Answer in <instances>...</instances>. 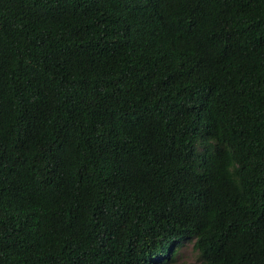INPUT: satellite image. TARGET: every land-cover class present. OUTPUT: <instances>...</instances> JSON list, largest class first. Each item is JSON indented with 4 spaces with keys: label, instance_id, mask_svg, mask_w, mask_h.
I'll list each match as a JSON object with an SVG mask.
<instances>
[{
    "label": "trees",
    "instance_id": "16d2710c",
    "mask_svg": "<svg viewBox=\"0 0 264 264\" xmlns=\"http://www.w3.org/2000/svg\"><path fill=\"white\" fill-rule=\"evenodd\" d=\"M189 240L264 264V0H0V264Z\"/></svg>",
    "mask_w": 264,
    "mask_h": 264
},
{
    "label": "rangeland",
    "instance_id": "374dc122",
    "mask_svg": "<svg viewBox=\"0 0 264 264\" xmlns=\"http://www.w3.org/2000/svg\"><path fill=\"white\" fill-rule=\"evenodd\" d=\"M193 261H195V264H200L198 253L194 249V242L190 240L185 241L179 249L173 264H192Z\"/></svg>",
    "mask_w": 264,
    "mask_h": 264
},
{
    "label": "clouds",
    "instance_id": "9594fccd",
    "mask_svg": "<svg viewBox=\"0 0 264 264\" xmlns=\"http://www.w3.org/2000/svg\"><path fill=\"white\" fill-rule=\"evenodd\" d=\"M238 167L239 165L235 161H232L226 168V173L231 182L239 189L242 184V179L239 175L235 174V169H237ZM192 264H195V261H193Z\"/></svg>",
    "mask_w": 264,
    "mask_h": 264
}]
</instances>
